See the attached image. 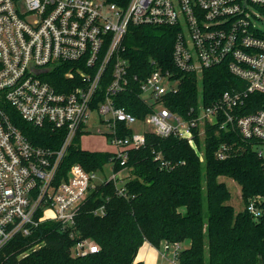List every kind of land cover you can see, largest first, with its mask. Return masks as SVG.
Listing matches in <instances>:
<instances>
[{"label":"built area","instance_id":"1","mask_svg":"<svg viewBox=\"0 0 264 264\" xmlns=\"http://www.w3.org/2000/svg\"><path fill=\"white\" fill-rule=\"evenodd\" d=\"M128 24L177 27L173 71L150 59L153 69L139 79L140 96L151 108L143 118L116 106L112 99L129 83L128 58L122 54ZM62 64L67 66L66 81L54 84L48 77ZM109 65L112 71L104 100L92 108ZM215 66L224 67L241 82L205 104L202 72ZM181 71L194 73L200 82L196 101L183 113L165 103L178 91ZM254 92L264 94V0H129L124 6L107 0H0V250L16 235H29L44 220L73 225L88 191L103 181L112 180L117 194L126 196L124 183L131 175H123L126 167L114 171L113 163L119 160L123 165L127 151L142 146L147 132L176 135L202 151L195 138L204 135L208 126L236 130L253 141L264 158V103L243 112ZM4 104L35 126L63 129L61 145L53 149L32 144ZM92 111L104 126L96 131L112 146L107 149L112 154V173L97 182L99 170L88 171L75 162L66 178L57 180L68 145L79 129L85 130ZM136 121L152 128L134 131L131 123ZM126 129L130 133H119ZM228 153L229 146L221 143L215 156L223 159ZM153 158L161 166H173L159 151ZM246 208L255 218L260 215L254 201L247 202ZM94 213L102 214L103 206ZM170 247L163 241L160 252ZM98 248L82 239L71 253L83 255ZM172 248L173 259L179 244L174 242Z\"/></svg>","mask_w":264,"mask_h":264},{"label":"trees","instance_id":"2","mask_svg":"<svg viewBox=\"0 0 264 264\" xmlns=\"http://www.w3.org/2000/svg\"><path fill=\"white\" fill-rule=\"evenodd\" d=\"M107 1L124 6L129 0ZM176 30L174 25L128 24L122 54L128 58L129 83L112 96L116 106L137 118L151 111L140 96L139 79L153 69L150 59L173 71ZM65 65L58 66L48 77L54 84L66 81ZM111 71L109 65L95 91L92 108L104 100ZM179 75V89L165 103L183 113L198 97V81L192 72L181 71ZM240 82L222 66L205 69L201 76L203 102L211 103ZM263 103L264 94L251 93L243 112ZM3 107L32 144L56 149L63 142V129L35 126L10 104ZM118 127L123 129V123L118 122ZM83 133L79 129L68 145L58 166L57 180L66 178L72 163L78 162L90 171L101 170L109 162L111 152L80 146ZM119 133L128 134L130 130ZM196 141H200L198 136ZM204 142L202 162L186 139L147 132L142 146L127 151L123 165L119 160L113 163L114 171L126 167L131 175L124 183L126 196L117 194L112 180L99 183L88 191L73 225L42 221L29 235H16L0 250V264H143L136 255L145 241L157 248L161 241L177 242L176 264H264V158L257 154L253 141L244 139L236 130L208 126ZM221 143L229 146L223 159L215 156ZM157 151L173 165L171 168L153 158ZM220 176L231 177L240 185L245 204L242 210L235 212L228 203L230 192ZM249 201L261 210L256 218L246 208ZM101 206L103 213H94ZM86 238L95 241L98 250L72 255L71 247ZM35 242L42 244L19 257Z\"/></svg>","mask_w":264,"mask_h":264},{"label":"rangeland","instance_id":"3","mask_svg":"<svg viewBox=\"0 0 264 264\" xmlns=\"http://www.w3.org/2000/svg\"><path fill=\"white\" fill-rule=\"evenodd\" d=\"M97 118H98V114L95 111H92L90 113V117H89L88 121H86L84 123L85 130H84V133L80 137V146L82 148L88 149V150L111 149L112 146L110 144V141L104 135H102L101 133L96 131L97 127H102V128L104 127L102 124H100L98 122ZM131 127L134 131L142 132V131L151 129L152 125L150 123H146L144 121H136V122L131 123ZM204 137H205V133H204V135L199 136L200 141H199V143H197L198 147L202 151H199V150L195 151L198 154V156L202 162L204 161V150H203L204 146H205ZM196 142L197 141L195 138V145H196ZM193 149H194V147H193ZM262 151L264 153V148H262ZM203 170H204V163H203ZM111 173H112L111 164H110V162H107L103 166V169L98 171V177L95 181L98 182L101 179L108 177ZM123 175H129V171L127 169H124ZM219 178L224 181V183L226 184V186L230 192V198L228 200V203L233 206L235 212L242 210L245 207V204L243 203V200L241 198L240 185L235 180H233L231 177L220 176ZM203 207L204 208L206 207L205 200H203ZM86 239L96 243L92 239H88V238H86ZM166 242H168V241H166ZM169 243H171V247L169 249L165 250V251H167L166 255L168 257L164 256V255L160 256V262L158 264H176L174 262L175 258H173L174 261L172 260V257H171V259L169 258V255L173 256L175 253L174 249L172 248V245L174 242H169ZM40 245L41 244L38 242L33 243L29 248L25 249L24 252L21 255H19V257L29 253L30 251H32L34 249H37L38 247H40ZM158 248L163 249V241H161L160 246ZM160 253L163 254L162 252H160Z\"/></svg>","mask_w":264,"mask_h":264},{"label":"crops","instance_id":"4","mask_svg":"<svg viewBox=\"0 0 264 264\" xmlns=\"http://www.w3.org/2000/svg\"><path fill=\"white\" fill-rule=\"evenodd\" d=\"M165 251L163 254L160 253V248H156L151 245L149 242H143L140 246L136 260H140L143 264H158L160 262V256H167ZM168 257V256H167ZM172 256L169 255L171 259ZM173 260V259H172ZM175 262V261H174Z\"/></svg>","mask_w":264,"mask_h":264}]
</instances>
